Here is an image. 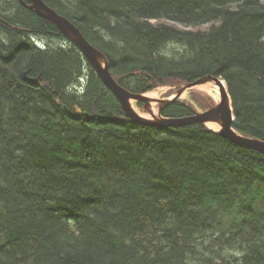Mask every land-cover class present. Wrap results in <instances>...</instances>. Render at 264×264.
Instances as JSON below:
<instances>
[{"label":"trees","instance_id":"obj_1","mask_svg":"<svg viewBox=\"0 0 264 264\" xmlns=\"http://www.w3.org/2000/svg\"><path fill=\"white\" fill-rule=\"evenodd\" d=\"M44 2L123 88L218 78L234 129L264 141V0ZM212 103L191 91L161 115ZM0 264H264V155L133 122L53 23L0 0Z\"/></svg>","mask_w":264,"mask_h":264},{"label":"water","instance_id":"obj_2","mask_svg":"<svg viewBox=\"0 0 264 264\" xmlns=\"http://www.w3.org/2000/svg\"><path fill=\"white\" fill-rule=\"evenodd\" d=\"M23 3L29 11L53 23L65 36V38L68 39L73 45H75V47L81 52L84 58L92 66L98 77L103 81L105 86L119 100L124 112L133 122L158 127L178 128L190 126L197 123L206 124L208 126L209 122L219 123L220 121H222V129L219 132H216L217 134L230 140L231 142L242 148L253 150L264 155V141L243 137L234 130V116L233 113H230L225 107L227 95L224 91L222 92V100L220 104L216 105V107H211L204 112H198L194 115L184 118L164 119L161 117V111L171 103H174L177 100L181 99L186 90L193 89L201 84L209 83L211 81H216L217 83L221 84L222 81H220V79L208 76L196 81L195 83L183 86L174 96L169 99L154 100V102L160 105L159 117L153 118L152 120L147 119L136 113L135 109L132 106V101L143 102L145 104V108L150 109V99L145 95L131 93L127 89L120 86L110 72L108 61L106 60L103 53L95 46L90 44L74 24H72L65 17L59 15L54 9L49 7L44 2V0H28L27 3L25 1H23ZM100 59L104 60V66H101L99 62Z\"/></svg>","mask_w":264,"mask_h":264},{"label":"rangeland","instance_id":"obj_3","mask_svg":"<svg viewBox=\"0 0 264 264\" xmlns=\"http://www.w3.org/2000/svg\"><path fill=\"white\" fill-rule=\"evenodd\" d=\"M42 42L43 43H48V42L51 43V41L50 40H47V39H44ZM57 43L58 42L53 41L52 44L56 46ZM222 83H225L226 84V82H224V81H222ZM168 89H169L168 87H165V88L162 87V88H159V89H157V90H155L153 92H150V93L146 94V96L148 98H151L152 99L151 101H153L154 99H159V98H162V97H166V94L165 93L167 92ZM227 89H228V87H227ZM189 91H187V93L184 94V97L181 100H183V101H189V94H190ZM193 91L203 92V93H205V95L210 96L212 99H213V96H215V98H216L215 100L216 101L213 100V101H215V104H219L221 102V99H222V90L219 87V85L215 84L214 82H210L208 84H201V85L197 86L195 89H193ZM230 104L232 106L231 99H230ZM132 105L135 108L136 112L140 113L141 115H143L146 118L153 119L151 113L153 115H155L156 117H158V111H159V108L158 107H159V105L157 103H152L151 102V105H150V107L152 109L151 113H149V112L148 113H144V111L142 109H138L135 106V103L134 102L132 103ZM197 111H200V110H197Z\"/></svg>","mask_w":264,"mask_h":264},{"label":"bare ground","instance_id":"obj_4","mask_svg":"<svg viewBox=\"0 0 264 264\" xmlns=\"http://www.w3.org/2000/svg\"><path fill=\"white\" fill-rule=\"evenodd\" d=\"M22 1V3H23V1L24 0H21ZM24 4V3H23ZM63 17V16H62ZM67 19V18H66ZM100 64H101V66H104L105 65V62H104V60L103 59H100ZM220 81H223V80H220ZM211 82H214L215 84H217V85H219V87L221 88V90H222V92L224 91L225 93H226V95H227V98H226V101H225V107H226V109L230 112V113H233V108H231L232 106H231V104H230V95L228 94L229 93V91H228V89H227V84H225V83H221V84H219V83H217L216 81H211ZM225 82V81H224ZM195 83V82H194ZM192 84V83H191ZM187 85V84H186ZM185 86V85H184ZM185 93H187V90L184 92V94ZM184 94H183V97H184ZM141 95H145V94H141ZM150 99V105H151V98H149ZM216 98H215V96H213V100H215ZM179 100H181V99H179ZM179 100H177V101H179ZM183 101V100H182ZM216 101V100H215ZM134 101H132V103H133ZM232 102V101H231ZM143 103V102H142ZM209 109V108H208ZM208 109H206V110H208ZM206 110H201L200 112H204V111H206ZM136 111V110H135ZM151 111H152V109H151ZM136 113H138V112H136ZM196 113H198L197 111H196ZM195 113V114H196ZM139 115H141L140 113H138ZM141 116H143V115H141ZM233 116H234V113H233ZM144 117V116H143ZM146 118V117H145ZM234 119H235V117H234ZM234 122V121H233ZM206 125V124H205ZM222 125H223V122L222 121H220L219 123H214V122H209L208 123V128L211 130V131H213V132H219L221 129H222ZM234 128V127H233ZM235 130V129H234ZM236 131V130H235Z\"/></svg>","mask_w":264,"mask_h":264}]
</instances>
